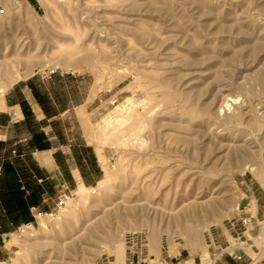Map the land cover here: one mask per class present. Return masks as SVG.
<instances>
[{"label":"rangeland","instance_id":"rangeland-1","mask_svg":"<svg viewBox=\"0 0 264 264\" xmlns=\"http://www.w3.org/2000/svg\"><path fill=\"white\" fill-rule=\"evenodd\" d=\"M23 85L77 182L0 228V264L264 260V0H0L3 99Z\"/></svg>","mask_w":264,"mask_h":264},{"label":"crops","instance_id":"crops-1","mask_svg":"<svg viewBox=\"0 0 264 264\" xmlns=\"http://www.w3.org/2000/svg\"><path fill=\"white\" fill-rule=\"evenodd\" d=\"M54 117L37 102L27 85L9 90L3 99V106L0 107V228L28 221L29 207H42L51 194L53 182L56 184L54 177L63 178L62 171L77 182L70 170V163H75L77 158H62L66 155L65 146L54 144L56 135L49 125ZM23 141L24 145L15 147L18 155L11 156L10 148ZM23 146L29 152L23 150ZM59 151L62 156L56 163L54 154ZM29 154L35 156L33 162ZM21 183L26 186V192L19 189ZM224 241L221 236L219 246ZM173 257L175 262L163 259L154 264H195L191 253L185 255L184 249L177 250ZM211 264H264V260L255 261L236 250L218 253Z\"/></svg>","mask_w":264,"mask_h":264},{"label":"built area","instance_id":"built-area-1","mask_svg":"<svg viewBox=\"0 0 264 264\" xmlns=\"http://www.w3.org/2000/svg\"><path fill=\"white\" fill-rule=\"evenodd\" d=\"M249 225H250V220L247 218H244L240 221V230H241L240 235L241 236H244L247 233Z\"/></svg>","mask_w":264,"mask_h":264},{"label":"bare ground","instance_id":"bare-ground-1","mask_svg":"<svg viewBox=\"0 0 264 264\" xmlns=\"http://www.w3.org/2000/svg\"><path fill=\"white\" fill-rule=\"evenodd\" d=\"M3 93H4V91L0 90V107L3 106ZM124 109L126 110V107H124ZM130 110H131V108H130ZM40 227L46 228V224L43 220L40 221ZM257 244H259V243H257ZM241 245L243 246L244 244H241Z\"/></svg>","mask_w":264,"mask_h":264}]
</instances>
